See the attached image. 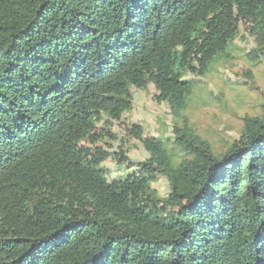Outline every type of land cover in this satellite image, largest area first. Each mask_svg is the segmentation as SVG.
Instances as JSON below:
<instances>
[{"label":"trees","instance_id":"obj_1","mask_svg":"<svg viewBox=\"0 0 264 264\" xmlns=\"http://www.w3.org/2000/svg\"><path fill=\"white\" fill-rule=\"evenodd\" d=\"M240 25L264 63V0H0V264H264V102L219 151L187 114ZM149 84L173 138L122 117ZM119 119L149 158L109 182L88 143Z\"/></svg>","mask_w":264,"mask_h":264},{"label":"rangeland","instance_id":"obj_2","mask_svg":"<svg viewBox=\"0 0 264 264\" xmlns=\"http://www.w3.org/2000/svg\"><path fill=\"white\" fill-rule=\"evenodd\" d=\"M240 32L243 38L235 41L236 47L229 51L228 56L221 57L212 64V71L195 90L187 111L191 123L216 151L226 147L237 137L243 122L241 117L257 114L260 104L264 102V63L254 64L246 56L254 47L253 37L243 25H240ZM249 73L252 74V79ZM233 84H239L243 87L242 90L233 88ZM209 91L213 93V97L219 96V101L202 102L200 98L210 97ZM131 92V111L122 117L141 122L147 134L173 138L168 107L165 103L155 101L153 85L149 84L146 88L132 87ZM121 121L119 119L113 123L115 140L104 138L97 143H88L91 149L90 162L104 167L109 182L127 170L112 159L114 152L125 151L134 162L146 163L149 158L142 143L133 138L130 131L125 130ZM151 184L159 197H165L169 193L168 183L163 176L158 175ZM50 198L46 191L41 192L35 203ZM80 200V191L75 187L69 189L67 196L54 198V202L59 203L63 217L69 215V207L78 208Z\"/></svg>","mask_w":264,"mask_h":264},{"label":"clouds","instance_id":"obj_3","mask_svg":"<svg viewBox=\"0 0 264 264\" xmlns=\"http://www.w3.org/2000/svg\"><path fill=\"white\" fill-rule=\"evenodd\" d=\"M108 176V175H107Z\"/></svg>","mask_w":264,"mask_h":264}]
</instances>
